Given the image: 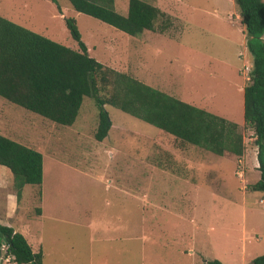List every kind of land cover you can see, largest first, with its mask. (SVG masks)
I'll list each match as a JSON object with an SVG mask.
<instances>
[{
	"label": "rangeland",
	"instance_id": "obj_1",
	"mask_svg": "<svg viewBox=\"0 0 264 264\" xmlns=\"http://www.w3.org/2000/svg\"><path fill=\"white\" fill-rule=\"evenodd\" d=\"M144 1L165 16L156 31L137 36L77 12L69 0H0V16L79 49L63 10L97 61L237 123L243 156L181 149L163 130L110 105L114 128L98 141L99 109L90 97L71 126L0 98V134L44 156L41 186L19 190L0 166V217L14 197L15 225L23 221L43 236L44 264H249L264 254V202L249 189L260 172L254 131L244 119L245 65L253 57L238 7L234 0ZM128 10L129 0H117V12ZM42 199L44 216L37 218ZM0 256V264H16L7 261L5 244Z\"/></svg>",
	"mask_w": 264,
	"mask_h": 264
},
{
	"label": "trees",
	"instance_id": "obj_2",
	"mask_svg": "<svg viewBox=\"0 0 264 264\" xmlns=\"http://www.w3.org/2000/svg\"><path fill=\"white\" fill-rule=\"evenodd\" d=\"M56 1V0H52ZM79 13L98 19L130 36L155 25L165 14L144 0H129L127 15L115 9V0H69ZM253 57L250 82L244 87V119L255 135L259 180L249 189L264 201V0H234ZM79 49L67 47L0 16V98L58 125L75 123L83 101L93 98L99 109L95 139L103 141L113 126L106 109L113 106L172 136L184 149L194 146L222 156L242 157L244 136L239 125L206 109L180 100L133 76L91 57L75 18H65ZM165 24L161 33L167 29ZM0 166L6 168L19 190L43 184L44 156L31 147L0 134ZM20 197V191L18 192ZM0 246L16 264H43L42 250L34 252L27 238L0 224ZM205 264H224L218 259ZM249 264H264V254Z\"/></svg>",
	"mask_w": 264,
	"mask_h": 264
},
{
	"label": "crops",
	"instance_id": "obj_3",
	"mask_svg": "<svg viewBox=\"0 0 264 264\" xmlns=\"http://www.w3.org/2000/svg\"><path fill=\"white\" fill-rule=\"evenodd\" d=\"M116 6H117V0H115V9H116ZM60 13H61V18L62 19H65V18H68L67 16H66V14L63 12V10H60ZM238 18H240L239 16H238ZM241 32L244 34V37H245V40H246V43H247V36H246V33H245V29L242 27L241 29ZM143 34V33H142ZM82 38H83V36H82ZM88 47V50H89V53L91 52V48L89 47V46H87ZM244 87L245 86H242V90L244 91ZM161 90V89H160ZM162 91H164V90H162ZM238 91L239 92H241L239 89H238ZM165 92V91H164ZM169 94H171V95H173V96H175L173 93H170L169 92ZM176 97V96H175ZM187 103H189V101L187 102ZM228 120V119H227ZM114 128V125L112 126V129ZM111 129V130H112ZM109 136V135H108ZM107 136V137H108ZM106 139V138H105ZM6 170V168H3L1 171L3 172V171H5ZM1 176H3V175H1ZM2 178H4V177H2ZM182 180H184V181H186L187 179H185V178H181ZM43 185V184H42ZM27 186V185H26ZM25 186V187H26ZM24 187V188H25ZM128 195H130L131 196V194H130V191L128 192ZM44 198H45V196H44ZM19 201V200H18ZM9 202V208H8V211H7V213H3L4 215L3 216H1L0 217V224H2V225H5V226H8V227H12V228H14V230L16 231V232H20V233H22L26 238H27V240L29 241V243L31 244V246H32V248H33V251L34 252H38L39 250H42L43 251V254H44V260H43V264H44V261H45V250H44V248L43 247H41V246H43V236L42 235H37V234H35L34 232H33V227L32 226H30V225H28V226H26V223L25 222H21V225H18V226H16L15 224H16V217H17V213H16V211H15V208L18 206L17 205V200L14 198V197H11L10 199H8V201H7V203ZM264 202V201H263ZM41 204L43 205V207H41L40 209H39V211H38V215H37V218H42L43 216H44V211H45V202H44V200L42 199L41 200ZM264 204V203H263ZM15 221V222H14ZM264 224V223H263ZM33 238H35V239H33ZM243 240L245 241V240H247V227H246V229L243 231ZM258 240V239H257ZM32 241H37V243H38V245H39V247L40 248H38V250H36L35 249V247H34V245H33V243H32ZM257 242H260V241H257ZM255 245H257V243H255ZM253 249V248H252ZM1 257V256H0ZM256 257V256H255ZM254 257V258H255ZM254 258H252L251 259V261L254 259ZM250 261V262H251ZM222 262L224 263V264H228V263H233V261L231 260V259H228L227 260V262H225V261H223L222 260ZM249 262V263H250ZM243 264H247L246 263V261L243 263Z\"/></svg>",
	"mask_w": 264,
	"mask_h": 264
},
{
	"label": "built area",
	"instance_id": "obj_4",
	"mask_svg": "<svg viewBox=\"0 0 264 264\" xmlns=\"http://www.w3.org/2000/svg\"><path fill=\"white\" fill-rule=\"evenodd\" d=\"M245 68H246L247 74L250 75V73H251V71H252V69H253V65L250 66V65L246 64V65H245ZM7 248H8V247H7ZM11 258L14 259V257H13L12 255L8 254V259H7V261H10Z\"/></svg>",
	"mask_w": 264,
	"mask_h": 264
},
{
	"label": "water",
	"instance_id": "obj_5",
	"mask_svg": "<svg viewBox=\"0 0 264 264\" xmlns=\"http://www.w3.org/2000/svg\"><path fill=\"white\" fill-rule=\"evenodd\" d=\"M0 238H2V234L0 233Z\"/></svg>",
	"mask_w": 264,
	"mask_h": 264
}]
</instances>
